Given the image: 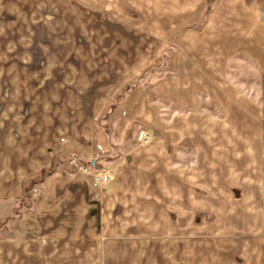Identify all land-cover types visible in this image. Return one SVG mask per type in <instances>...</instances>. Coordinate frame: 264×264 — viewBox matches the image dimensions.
<instances>
[{
    "label": "rangeland",
    "instance_id": "374dc122",
    "mask_svg": "<svg viewBox=\"0 0 264 264\" xmlns=\"http://www.w3.org/2000/svg\"><path fill=\"white\" fill-rule=\"evenodd\" d=\"M9 135L29 147L26 162L38 146L62 148L19 209L40 202L41 178L55 165L65 178L73 159L110 174L96 191L79 181L107 252L217 251L220 234L196 226L201 214L167 219L166 167L194 172L202 142L205 158L226 165L208 158L205 181L230 178L234 202L242 180L258 183L264 198V0H0V162ZM174 219H183L185 237ZM237 232L226 235L233 252L252 247L255 232Z\"/></svg>",
    "mask_w": 264,
    "mask_h": 264
},
{
    "label": "crops",
    "instance_id": "0c3cea01",
    "mask_svg": "<svg viewBox=\"0 0 264 264\" xmlns=\"http://www.w3.org/2000/svg\"><path fill=\"white\" fill-rule=\"evenodd\" d=\"M182 84H178V87H182ZM182 98L179 101H185ZM166 99L171 100V97L166 96ZM7 143L1 152L0 162V257L2 256L4 264H23L31 258L49 263L59 259H79L80 264H264V198L260 192L261 184L247 185L242 180L243 196L240 201L234 202L232 192L228 189L232 184L230 178L224 180L221 173H214L204 180L203 166L208 163V158L213 159L212 166L226 165L222 163V159L212 155L205 158L202 142L194 147L199 149L196 151L194 172H189L188 169L184 170V177L176 176L166 167L167 219L176 213H186L188 216L193 213L201 214L202 223L196 226H200L202 232L215 229L220 234L216 239L219 244L217 251L200 250L191 253L107 252L106 241L97 238L100 234L96 226V208L87 198L85 189L79 187L82 178L90 181L89 176L68 173L65 178H60L57 176V165L50 174L41 178L46 182L44 198L31 207L22 206L19 209L20 203L27 199L26 189L31 180L41 177L42 169L53 158L56 159L57 152L62 148L58 144H54L53 148L38 146L34 159L26 162L24 160L28 156L29 147L16 143L11 135ZM222 146L228 147L227 143ZM172 158L166 157L167 160ZM224 158L227 159V156ZM211 170L208 169V174L212 173ZM75 175L80 177L76 178L77 181H74ZM248 177L251 175L248 174ZM236 180L239 181L236 178L234 182ZM194 182L196 186L192 185ZM34 187L39 190V187ZM93 189L96 191L97 188ZM16 209H19V213ZM14 212L19 215L11 220ZM206 214H209L208 218ZM182 216L184 217L183 214ZM173 222V228L178 229L177 234L185 237L188 231L182 229L183 219H174ZM233 229L241 234L255 232L252 247L250 244L240 243L238 252H233L236 243H233V238L226 236ZM79 245L83 247L79 248ZM142 245L137 242L138 249ZM177 245L180 246L179 241L170 243L175 250ZM75 254L78 257L75 258Z\"/></svg>",
    "mask_w": 264,
    "mask_h": 264
},
{
    "label": "built area",
    "instance_id": "2783aa9c",
    "mask_svg": "<svg viewBox=\"0 0 264 264\" xmlns=\"http://www.w3.org/2000/svg\"><path fill=\"white\" fill-rule=\"evenodd\" d=\"M137 139L141 142H146L148 140V136L144 130H140L137 133ZM74 160L70 159L68 161V171L69 173L76 174L81 173L89 176L91 185L96 188H101L110 182V174L108 171L103 169H94L91 165H80L74 167ZM37 188H34L33 191H37Z\"/></svg>",
    "mask_w": 264,
    "mask_h": 264
}]
</instances>
